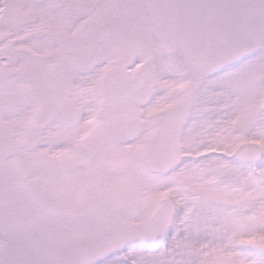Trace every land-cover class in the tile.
Instances as JSON below:
<instances>
[{
    "label": "snow or ice",
    "instance_id": "obj_1",
    "mask_svg": "<svg viewBox=\"0 0 264 264\" xmlns=\"http://www.w3.org/2000/svg\"><path fill=\"white\" fill-rule=\"evenodd\" d=\"M0 264H264V0H0Z\"/></svg>",
    "mask_w": 264,
    "mask_h": 264
}]
</instances>
